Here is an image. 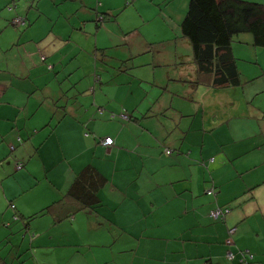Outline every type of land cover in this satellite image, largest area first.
<instances>
[{
    "label": "crops",
    "instance_id": "crops-1",
    "mask_svg": "<svg viewBox=\"0 0 264 264\" xmlns=\"http://www.w3.org/2000/svg\"><path fill=\"white\" fill-rule=\"evenodd\" d=\"M147 1L162 8L170 0L132 2L144 7ZM82 3L79 29L72 26L81 34L88 33L91 23L98 29L101 22L100 28L116 21V14L99 21L102 7L93 11L88 1ZM171 12L159 10L167 23L162 21L160 28L174 30L182 51L171 50L169 57L168 49L159 46L162 56H154L153 44L173 38L131 41L136 28L118 26L120 31L111 28L117 33L114 46L129 50L135 45L122 59L131 66L109 68L104 58L101 68L89 66L81 76L79 58L85 57L78 55L77 45L69 48L75 66L65 67L61 55L52 58L46 71L42 67L35 73L30 67L37 56L33 46L21 48L16 34L6 44L0 42V51L12 45L11 50L16 46L20 51L15 72L0 76L2 90L5 83L13 86L0 97L8 102L0 109V255L8 258L29 248L38 255L52 243L68 246V256H84L88 264H264V121L254 128L233 124L234 118H252L248 96L236 87L215 89L211 74L197 72L190 44L180 32L185 14L172 19ZM257 49L246 44L234 46L233 53L257 56ZM157 65L163 68L156 70ZM54 69V78L63 71L69 83L61 80L48 93L52 104L45 106L42 97L33 95L37 84L32 78H52ZM63 98H72L73 105L63 104ZM105 136L113 139L109 147L99 142ZM86 164L105 178L97 211L77 212L60 223L49 215L40 216L39 225L33 223L40 217L27 222L25 217L60 199ZM216 209L224 211L222 218L209 216ZM40 229L39 235L48 229L53 234L37 240L33 233Z\"/></svg>",
    "mask_w": 264,
    "mask_h": 264
},
{
    "label": "rangeland",
    "instance_id": "rangeland-1",
    "mask_svg": "<svg viewBox=\"0 0 264 264\" xmlns=\"http://www.w3.org/2000/svg\"><path fill=\"white\" fill-rule=\"evenodd\" d=\"M86 1H88L87 7L93 11L95 9L99 10V7H102L103 10H100V13L104 12V5L114 9L111 13L117 15L116 21L114 23H104L106 25L100 28L103 24L101 22L98 29L91 23L88 33L83 35L77 30L72 29V26L79 29L78 19L85 15V6L82 3V0H0V42L6 44L7 41H10L12 36L16 34L21 38L19 41L22 45L21 48L33 46L37 56L34 57L36 61L32 62L30 67L32 69L36 68L35 73L38 71L40 72L42 67H44L46 71V68L53 62L52 58L57 60L59 57H62L61 55L65 56V67L70 68L75 66L76 62L71 60V56L69 55L71 50H69V48L72 46L73 49L74 46L77 45L78 48H81V52L78 55L85 57L82 59L79 58L80 68L78 70V75L80 76L84 73H88L89 66L92 67V70H94V67L97 70L98 68H101L100 63L102 64L104 58L106 59V64L109 68L120 69L123 65L125 67L131 66L129 64L126 65L128 61L122 59H124L123 57H128L129 52L135 50V45L132 44L129 50L116 48L114 46L117 39V33L111 28L119 30L118 26L124 30H128L129 27L136 28V30L131 31V35L129 34V39L131 41L142 39V37L145 36L149 41L157 43L160 42L161 39L172 37L173 40L171 42L166 41L167 43L164 44L152 45L150 50L153 51L155 49V52L153 53L154 56H162L161 53L158 54L157 52L159 46H164L168 49L169 57L171 50H183V44L180 40L174 38V30L172 28L170 32L167 29L161 30L162 28L160 27L164 26L163 22H165V24L167 23L158 15V12L159 10L162 11V9L167 12L169 11V8H171L172 19H178L181 15L185 14L189 0H172L167 4H161L162 8L155 4H151L149 1L143 3L144 7H140L139 4L141 2H138L139 4L137 3L135 5V2H132L133 0ZM136 16H139V18L137 19ZM17 19H19V21H17ZM141 24L143 26L138 28ZM140 28L141 33H137ZM124 35L126 36V34H123V37ZM31 36L33 37L30 39L26 38ZM85 36H89L90 38L86 39L87 37ZM80 42L85 46L81 45ZM125 45L128 44L126 43ZM107 46L109 48L101 49L102 47ZM12 47L13 45L11 48ZM11 48L6 51H0V76L13 73L12 71L18 67L17 60H20V51L18 52V47L16 46L13 50H11ZM143 48V46L140 47V49ZM159 48L163 49L162 47ZM76 50L78 51V49ZM257 50L260 52L257 56H255L253 52L249 55L242 53L241 56H237V58L240 57V60H238L237 63L243 72H241L242 84L236 87L235 90L242 91L248 96V107L253 115L250 119L234 118L232 122L235 125L250 123L252 128H254L257 123L264 121V116H262V113H264V48H258ZM142 56L143 55H140L135 58V60ZM151 56L152 55L150 54V58ZM42 58L44 61L41 60ZM38 59L42 64H39ZM96 62L98 64L97 66H95ZM161 62L162 61L160 60L158 65H160ZM158 65L155 67L156 70H161L163 67ZM142 67L143 66H139V69ZM54 71L55 69L49 71L50 74H52V78L51 75H45L47 80H44L43 76L32 78V82L37 84L33 88V95L36 97H42L45 106L52 104L51 95L48 96V93H53V89L58 88L60 81L63 80V71L61 72L62 76H60L61 73L56 74L59 81L53 77V74L55 76V73H53ZM13 79L14 83L19 82L17 78ZM63 82H65L66 85L69 83L65 79L61 81V83ZM1 85H3L2 82H0V86ZM4 85L6 86L4 90L0 87V97L4 96L5 92H7L6 94H9L13 89V86L9 83H5ZM30 86H32V84ZM65 102H67L70 107L73 105L74 100L71 98L65 101L63 98L62 103L64 104ZM7 105L8 102L5 98L0 100V109ZM26 121H28V119ZM36 163V168L39 170L40 162L38 161ZM45 184L46 183H43L44 186H46ZM47 194H49V192H47ZM24 200H27V197H25ZM42 218L44 217H40L39 220L35 219L33 224L39 225L44 220ZM41 227L44 229L43 224ZM40 232L41 229L36 234L33 233V235L38 236ZM30 234L32 233H28V237ZM52 234V229H48L39 235L37 240H41L45 236H51ZM68 248L69 247L66 245L59 248L53 247L51 243L44 249V253L38 255L33 254L32 252H36V249L29 248L28 250H21L19 253H15L13 256L8 257L7 262H14L13 264H78V260H80L82 264H88L84 256H77L75 259L72 256H68ZM115 248L116 245L114 246V250ZM39 251L42 252L41 250ZM127 256L129 257L128 253H126L125 258H127ZM110 259L111 257L107 255V261Z\"/></svg>",
    "mask_w": 264,
    "mask_h": 264
},
{
    "label": "trees",
    "instance_id": "trees-1",
    "mask_svg": "<svg viewBox=\"0 0 264 264\" xmlns=\"http://www.w3.org/2000/svg\"><path fill=\"white\" fill-rule=\"evenodd\" d=\"M259 2L264 0H189L186 13L180 22V32L190 44L197 72L213 76L211 87L222 89L242 84L237 66V61L240 60L237 56L242 53L235 55L234 46L244 47L251 44L264 48V3ZM115 16L105 11L101 12L98 19L111 20ZM95 81H99L98 76ZM123 117L127 119L126 115ZM134 119L138 121L137 117ZM89 133L88 130L85 132L87 136ZM108 137L113 144L110 136L100 138L99 142L103 144ZM0 162H3V158ZM16 166L21 168L22 164L18 163ZM104 182L105 178L97 169L86 164L74 174L67 192L60 199L25 219L30 222L35 217L49 215L54 223H60L72 218L77 212L97 211L102 205L99 189ZM223 215L224 213L221 218ZM7 261V257L0 255V264L14 263Z\"/></svg>",
    "mask_w": 264,
    "mask_h": 264
},
{
    "label": "built area",
    "instance_id": "built-area-1",
    "mask_svg": "<svg viewBox=\"0 0 264 264\" xmlns=\"http://www.w3.org/2000/svg\"><path fill=\"white\" fill-rule=\"evenodd\" d=\"M103 144L104 145H111L112 144V140L108 137V138H105L104 141H103ZM222 213H224V211L220 210V209H216V210H211L209 212V216H211L213 219H218V218H221V215ZM230 232H234V228H232L230 230ZM228 243H230V241H227ZM227 256L231 259L233 257L232 253L231 252H228Z\"/></svg>",
    "mask_w": 264,
    "mask_h": 264
}]
</instances>
